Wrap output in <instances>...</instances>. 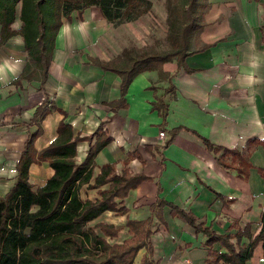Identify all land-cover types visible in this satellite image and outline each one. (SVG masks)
Here are the masks:
<instances>
[{
	"label": "crops",
	"instance_id": "1",
	"mask_svg": "<svg viewBox=\"0 0 264 264\" xmlns=\"http://www.w3.org/2000/svg\"><path fill=\"white\" fill-rule=\"evenodd\" d=\"M207 1L210 6L204 14L206 25L199 39L211 46L184 58L185 67L191 71L177 68L171 61L162 64V71L167 74L163 79H158L153 70L136 74L127 85L125 106L116 109L108 103L119 98L120 78L91 61L87 49L88 37L94 32L89 28L95 19L90 10H83L81 20L71 14L70 21H62L40 89L34 80L12 83L26 53L19 35L3 42L0 45V197L15 181L14 166L23 142L37 129L30 120L35 108L45 100L62 111L64 117L58 111H51L41 119L40 133L33 140L36 151L55 137L60 119L79 136L89 135L100 127L109 141L93 158L89 182L105 163H112L116 173L126 169L149 178L129 190L124 198L115 200L116 208L122 211L105 210L87 223L112 225L117 230L113 237L94 229L107 243L120 244L130 237L126 220L148 219L153 261L204 264V237L172 216L167 206L160 210L161 221L157 220L149 209L156 198L191 212L196 222L208 225L216 233H233L235 229L229 228L232 222L240 228L248 223L256 232L264 210V180L256 171L264 170V0ZM18 25L15 18L11 27L16 29ZM157 100L164 105L163 115L152 107ZM176 127L180 129L165 144L170 130ZM159 130L165 135L162 140L157 139ZM200 137L214 145L238 150L249 139L261 140L250 152L247 179L217 164V154L208 151ZM87 147L86 141L76 143V161L83 159ZM27 173L35 189L52 170L46 162H40L30 164ZM212 191L233 197L234 201L223 204ZM78 193L81 199L97 198L96 188L88 189L85 185ZM212 248L219 250L216 243ZM255 248L262 257L260 243ZM145 254L143 248L139 249L131 264H138Z\"/></svg>",
	"mask_w": 264,
	"mask_h": 264
},
{
	"label": "trees",
	"instance_id": "2",
	"mask_svg": "<svg viewBox=\"0 0 264 264\" xmlns=\"http://www.w3.org/2000/svg\"><path fill=\"white\" fill-rule=\"evenodd\" d=\"M90 6L97 7L104 20L118 23L136 19L149 9L150 3L148 0H0V45L11 36L19 35L26 53L24 64L12 83L17 84L20 79L34 80L40 89L46 79L54 38L62 21H70L73 12L81 20L82 11ZM209 6L207 0H176V13L168 27L170 47L167 50L135 55H127L123 50L126 60L119 66L97 62L120 78L119 98L108 103L111 108L125 106L127 85L140 72L153 70L158 79H163L167 74L162 71V64L171 60L177 68L191 71L185 67L184 58L211 46L199 39L206 25L204 14ZM15 18L19 25L13 29L11 24ZM152 107L163 115L164 105L159 100L153 102ZM51 111H58L64 117L62 111L45 100L35 108L30 122L37 125V129L26 136L14 166L15 181L0 197V264H131L141 248L146 254L138 264H158L151 259L148 219L126 220L125 227L130 237L120 244H109L94 231L97 228L103 235L113 237L117 230L112 225L87 224L105 210L122 211V208H116L115 200L124 198L129 190L149 178L126 169L116 173L112 163H105L89 182L93 158L109 141L100 127L89 135L79 136L60 119L55 137L36 151L33 140L40 133L38 123ZM179 129L170 130L165 144ZM200 139L208 151L217 154V164L234 170L241 179H247L251 168L250 152L255 145L261 144V140L249 139L238 150L214 145L203 137ZM79 141L88 142V147L83 159L76 161L75 146ZM40 162H46L52 173L42 185L33 189L27 170L30 164ZM256 171L264 180V170L258 168ZM82 185L88 189L96 188L97 198L81 199L78 191ZM103 185L106 187L99 189ZM212 192L223 204L234 201L233 197ZM163 206L169 207L172 216L186 222L195 233L204 237V264H246L258 243L264 260V210L256 232L250 231L248 223L240 228L232 222L229 228L235 229L233 233H216L208 225L196 222L191 212H185L161 198H156L155 203L149 206L157 220L161 221ZM215 243L219 250L212 248Z\"/></svg>",
	"mask_w": 264,
	"mask_h": 264
},
{
	"label": "rangeland",
	"instance_id": "3",
	"mask_svg": "<svg viewBox=\"0 0 264 264\" xmlns=\"http://www.w3.org/2000/svg\"><path fill=\"white\" fill-rule=\"evenodd\" d=\"M148 1L150 6L145 13L136 19L118 23L104 20L95 6L84 9L90 10L91 17L96 19L90 22L89 28H93L94 32L91 31L86 43L87 49L91 52V61L119 66L125 64L126 55H123V50L127 55H135L169 49L170 41L167 34L169 23L176 13L174 8L176 0ZM72 15L77 14L73 12ZM252 229L250 228V231ZM246 264H263L257 248L253 250L251 262Z\"/></svg>",
	"mask_w": 264,
	"mask_h": 264
},
{
	"label": "built area",
	"instance_id": "4",
	"mask_svg": "<svg viewBox=\"0 0 264 264\" xmlns=\"http://www.w3.org/2000/svg\"><path fill=\"white\" fill-rule=\"evenodd\" d=\"M164 132L162 131V130H159L158 132H157V139L158 140H162L163 138H164Z\"/></svg>",
	"mask_w": 264,
	"mask_h": 264
}]
</instances>
